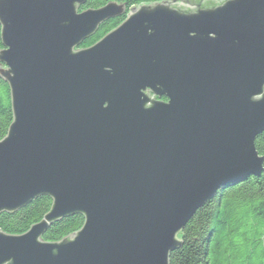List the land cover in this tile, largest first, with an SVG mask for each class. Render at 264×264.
Wrapping results in <instances>:
<instances>
[{
  "label": "water",
  "instance_id": "obj_1",
  "mask_svg": "<svg viewBox=\"0 0 264 264\" xmlns=\"http://www.w3.org/2000/svg\"><path fill=\"white\" fill-rule=\"evenodd\" d=\"M0 0V213L51 197L0 264H169L179 232L218 189L260 175L264 0ZM164 97L166 100H162ZM82 214L55 241L50 223Z\"/></svg>",
  "mask_w": 264,
  "mask_h": 264
},
{
  "label": "trees",
  "instance_id": "obj_2",
  "mask_svg": "<svg viewBox=\"0 0 264 264\" xmlns=\"http://www.w3.org/2000/svg\"><path fill=\"white\" fill-rule=\"evenodd\" d=\"M109 1L125 3V12L101 22L80 47L92 45L116 27L131 6L160 0H86L80 10L96 8ZM2 47L0 25V49ZM11 121L10 89L0 75V139ZM254 145L264 157V130L255 137ZM51 203V197L43 194L15 212H1L0 230L8 234L25 232L43 218ZM83 220L79 213L58 219L50 223L42 238L59 240L79 229ZM179 238L181 244L170 252L169 264H264V160L260 175H248L218 189L187 221Z\"/></svg>",
  "mask_w": 264,
  "mask_h": 264
},
{
  "label": "rangeland",
  "instance_id": "obj_3",
  "mask_svg": "<svg viewBox=\"0 0 264 264\" xmlns=\"http://www.w3.org/2000/svg\"><path fill=\"white\" fill-rule=\"evenodd\" d=\"M129 12V11H128Z\"/></svg>",
  "mask_w": 264,
  "mask_h": 264
}]
</instances>
